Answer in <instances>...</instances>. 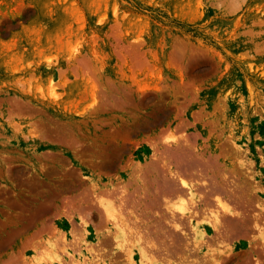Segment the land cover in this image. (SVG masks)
<instances>
[{"label":"rangeland","instance_id":"obj_1","mask_svg":"<svg viewBox=\"0 0 264 264\" xmlns=\"http://www.w3.org/2000/svg\"><path fill=\"white\" fill-rule=\"evenodd\" d=\"M183 149L218 167L202 184L191 171L198 202H213L195 222L219 210L204 180L229 178L231 207L232 179L246 198L264 191V0H0V264L65 243L76 264H129L97 197L161 186L154 164L169 172ZM252 201L233 210L264 227V196ZM253 229L217 243L210 230V251L178 264H264Z\"/></svg>","mask_w":264,"mask_h":264},{"label":"bare ground","instance_id":"obj_2","mask_svg":"<svg viewBox=\"0 0 264 264\" xmlns=\"http://www.w3.org/2000/svg\"><path fill=\"white\" fill-rule=\"evenodd\" d=\"M177 151L171 152V153H176L177 163L174 162L176 165L173 167H170L169 172L168 171L166 172V169L168 167L166 166V164H163V161L160 162V164H163L162 166L158 167V166H156L157 164H154V166H156L155 168L153 166L154 177H152V178H154L155 181H156V179H161V181L163 182L162 185L159 184L161 186H158V182H160L158 180H157L158 181L157 183H152V181H150L151 184H153L152 186L148 185L144 181L143 182L141 181L143 183L144 192H142V194L139 193L140 196L138 195V193H136V192H139L138 191L139 189L136 190V192H134V193H136L135 196L132 195V193H133L132 192L131 195L129 193L127 195L128 197H125V198L122 197L123 194H121V193H120L121 196L119 195V197H118V194L115 193L117 196L116 197L114 195V192H116V191H113V192L110 191L109 193L106 191L107 192L106 194H108L109 198L101 197L100 195L98 197L96 196L98 199H100L99 203H98V207H99V204H101L100 206H102L101 208L104 209V212L107 216V220L109 221V223L111 222L110 227L111 226L112 227H111L110 234H113V236L115 238V242L117 243L116 249H118V247L121 249V251L125 254V256H127V260L129 262V264H178V262L183 263L184 260L188 259L187 257L191 253L193 255L196 253L197 254L202 253L206 247L208 248V251H210L209 247H211V245L213 243H209L208 239L206 240L210 230H214L217 233L216 239L218 241H216V242L214 241L215 243L222 241V240L223 241L227 240L229 237H231L233 235H237V234L245 232V233H243V235H244V234H246V230H248V229L251 230V228L253 229V227L259 231V237L264 240V227L260 226L261 222L259 224V219H257V216L256 217L250 216L249 214H247L248 211H247V213L245 211H244V213L239 212V211L235 212L236 209L237 210H239V208L243 209L248 204L252 205V203L255 202V201L253 202L252 200H256L257 202H259L260 199L264 196L263 190H261L258 186L249 184V189H250L249 191L251 192V196H250V199L246 198V197H248V195L246 196V193L248 192V190H245V188L247 186L243 187L247 183V182L244 183L246 180L245 181L242 180L243 181V183H242V181H240V179H232L231 178L232 180L229 183L230 185L233 186V188H231L230 191H231V194L233 193L232 200L234 201L235 204L233 202L232 203L234 204V206L236 205L235 210H233L234 206L232 205L233 207H231L230 206L231 204L227 203L228 202L227 198H224V196H223V195H225V190H226L225 184H226V182L227 183L229 182L228 181L229 178L228 179L227 178L226 179H216V180L214 179L215 180L214 183H212V181L210 180L211 184H213V187L212 186L210 187L207 184V183H209V182H207L208 180L207 181L204 180L203 184H205L208 188H212L211 192L213 191L214 194L216 193V198H215L216 200H214V201H217L220 212H219V210L217 211V209H216V211L213 210L214 212L211 214V216H209L212 219L211 222L210 221L206 222V223L205 222H202V223L195 222L196 216H198V214H200V212H199L200 209L202 207L204 208L205 204L206 205H212L213 202L212 203L210 202V204H209V202L208 203L206 202L204 205H202L204 202H198L199 200H197V199L200 198V200H201L202 194L201 195L199 194L201 196L200 197L197 195L198 193L197 194L195 193L196 192L195 190L197 188L194 187V183L192 180H193V178H195L194 176H196V175L192 176L191 171H195V172H197L196 173L197 175L198 174L200 175V177H198L199 176L198 175L197 176L198 178L197 179L195 178V179H196L197 183L201 182V184H202V181H200L199 179H210L211 176L207 172V170H209V168L212 167V165L214 167H216V165L214 163L212 164L211 160H210L211 166L209 167L207 162L201 160V158H203V156L199 157L198 155H197L198 158H196L195 160H191L190 162H187L186 160L188 158H190L189 156H191L190 154H188V153H190L189 150H184V151L177 150ZM167 156H168V154H167ZM159 158H161V156H159L158 159ZM166 158H168V157H166ZM164 159H165V156H164ZM170 160H172L171 157H170ZM168 162L169 161L166 162L167 165H170V164H168ZM174 163H173V165H174ZM208 163H209V161H208ZM165 166H166V168H165ZM217 168L218 167H216L215 169L217 170ZM144 170H145V172L147 171L146 169H143V171ZM226 173H224V175ZM139 174H138V177H139ZM141 176L143 177V174ZM191 177H193V178H191ZM225 177L223 176V178H225ZM227 177H229V176H227ZM134 178H136V176ZM141 179H145V178H141ZM154 179H152L153 182H155ZM176 179L179 181H177ZM132 180H134V179H132ZM145 180H147V179H145ZM236 180H239V183ZM134 181H136V180H134ZM123 185L124 184H122V187H123ZM127 185L128 184H126V186ZM130 185H131V182L129 183V186ZM136 185H138V184H136ZM246 185H248V184H246ZM202 187H203V185H202ZM117 188L122 190V188H120V186ZM117 188L116 189L114 188V189L117 190V192H118L119 190ZM134 188H136V186H134ZM111 189H113V188H111ZM126 189L127 188L124 189V194H127L130 191V190H126ZM205 189L207 190V188H205ZM205 189L203 188V190H204L203 192H206ZM246 189H248V187ZM208 190L210 192V189H208ZM200 191H202V190H200ZM198 192H199V190H198ZM186 193L189 194V197H188V195L186 196ZM89 195H90V193H89ZM175 195L177 197H175ZM209 195H211V194H209ZM228 195L229 194H227V196ZM91 196H93V195H91ZM99 197H101V198H99ZM93 198H94V196H93ZM245 198L248 199V202H246L247 205L244 203V200H246ZM127 200H131V202L129 203ZM73 202H75V201H73ZM249 202H251V203H249ZM127 203L131 204L130 208L127 206ZM132 204L134 207L132 206ZM163 206L166 207V209ZM249 206H247V208ZM197 207L198 208L200 207V209H196ZM237 207H239V208H237ZM258 207L263 209L264 208L263 203H259ZM160 208H162L163 210L165 209L167 214H166V212L162 213V211H159ZM80 210H78V211L82 212ZM168 212H169V215H168ZM209 212H210V209H209ZM209 212H207V213H209ZM211 212H212V210H211ZM256 215H258V214H256ZM259 216L262 217L263 215L261 216L259 214ZM82 219H84V218H82ZM186 220L189 222V226H191V228H192L191 230H192L194 237H193V235H191L192 237L191 236L189 237L188 236L189 233L186 231L187 229L184 228V227H186V225H188V223L186 224V222H187ZM72 221H74V220H72ZM80 221H81V219H80ZM82 221H83L84 225H88V223L86 221H84V220H82ZM252 224H253V227L251 226ZM104 226H106V225L104 224ZM105 229H107V228H105ZM86 230L88 232L89 229L86 228ZM250 230H248V231H250ZM256 230H254V231H256ZM111 236H109V237H111ZM214 237H215V235H214ZM114 238H113V240H114ZM111 240L108 243H111L112 242ZM46 241H47V238H46ZM64 241H68V240L65 239ZM106 242H104V243L106 244ZM46 243H48V242H46ZM58 244H59V241H58L57 245ZM65 244H64V247H62V253H60V251L57 248H55L56 245L54 246L53 244H49L46 251L42 250V254L41 255L39 254L40 255L39 257H38L37 252L35 251L36 253L34 255H32V257L30 259L31 264H76L77 261L79 263L81 254H77L78 251H76V250L78 248L77 247H75V248L67 247V245H65ZM99 244H100V242H99ZM102 245L103 244H101V246ZM111 245H112V243H111ZM104 246L102 248H104ZM44 248L46 249V247H44ZM63 248H64V250L65 249L66 250L64 251ZM234 248H236V246L232 247V248H228L226 250V252H230ZM42 249H43V247H42ZM95 254L99 255V252L98 253L95 252ZM99 257H97V258L92 257L89 263L94 264L96 262V264H107V262H105V260H103V258L101 259V256H99ZM93 258H95V259H93ZM190 259H191V257H190ZM192 261L194 262L195 260H192ZM82 262H86V261L83 260ZM189 262H190V260H189ZM185 263H186V261H185ZM219 263H220V261H219ZM194 264H196V263L194 262Z\"/></svg>","mask_w":264,"mask_h":264}]
</instances>
